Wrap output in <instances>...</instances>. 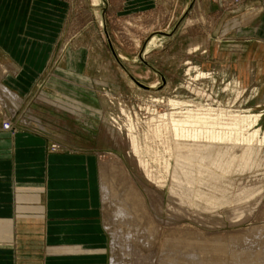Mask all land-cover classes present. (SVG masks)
<instances>
[{
    "label": "rangeland",
    "instance_id": "obj_1",
    "mask_svg": "<svg viewBox=\"0 0 264 264\" xmlns=\"http://www.w3.org/2000/svg\"><path fill=\"white\" fill-rule=\"evenodd\" d=\"M162 1L146 7L68 0L66 25L43 74L19 102L0 93L1 132L47 130L51 151L63 146L90 158L96 173L116 160L140 191L149 218L142 234L151 243L113 231L105 264L113 263L117 242L126 261L120 264H171L178 251L176 257L190 253L203 261L196 245L172 253L168 234L191 229L210 238L264 223V0H213L212 14L201 8L198 19L189 13L197 0L191 10L189 0H164L169 17L147 30ZM103 11L117 60L100 25ZM234 21L246 24L223 35ZM247 149L251 166L243 169L239 157ZM216 158L232 162L227 172L214 168Z\"/></svg>",
    "mask_w": 264,
    "mask_h": 264
},
{
    "label": "crops",
    "instance_id": "obj_2",
    "mask_svg": "<svg viewBox=\"0 0 264 264\" xmlns=\"http://www.w3.org/2000/svg\"><path fill=\"white\" fill-rule=\"evenodd\" d=\"M199 1L212 14L213 0ZM67 19L68 0H0V84L15 101L43 74ZM49 135L0 131V264H105L98 173L90 158L51 151Z\"/></svg>",
    "mask_w": 264,
    "mask_h": 264
},
{
    "label": "bare ground",
    "instance_id": "obj_3",
    "mask_svg": "<svg viewBox=\"0 0 264 264\" xmlns=\"http://www.w3.org/2000/svg\"><path fill=\"white\" fill-rule=\"evenodd\" d=\"M160 1H162V0H160ZM169 1L170 0H167V3ZM93 2H94V0H93ZM98 2H101V3L105 4L106 6L108 5L107 0H96V2H94V4H97ZM163 2H164V0L162 1V4H161L162 7L161 8H163L164 10L162 9L163 11H155L154 12L155 14L153 15L154 18L148 19L149 21H147L145 23V24H147L146 25L147 30H150V28H152L154 23H156V24L158 23L157 25L159 28L160 21L161 20L166 21V19L169 17L170 12L168 10H166V7H168V4H164ZM193 4H192V6H193ZM188 7H189V5H188ZM191 9H192V7H191ZM200 9H201V3L199 0H197L193 9L191 10V12L189 11V13H191V15L195 14L194 17H196V19H198L200 17V15H199ZM253 10H255V9H253ZM253 12H255V11H253ZM255 13H257V12H255ZM246 15H248V14H246ZM242 18H243V16L241 17V19ZM245 19L250 20L251 16H248ZM242 20H244V19H242ZM185 21H186V24L188 26L190 19L187 17V19ZM240 22L234 21L232 23V25L227 27L222 32L223 35H225L226 33H228L229 31H231L235 28H238L241 25L246 24V23H240ZM103 24H104L103 19L100 18V25L102 27H103ZM158 28L156 27V30ZM142 29L143 28H141V30ZM146 29H145V32L147 34L148 31H146ZM156 30L154 28L153 31H156ZM149 32H151V31H149ZM155 33L157 34L159 32H155ZM166 34H170V32H168ZM221 36H222V34H221ZM153 38H157L160 41L167 39L166 36L154 35L149 40L146 47L150 44V42ZM125 41L127 42V40H125ZM146 47H145V49H146ZM143 53H145V50ZM2 71L5 72L4 69ZM149 89L153 90L154 87H149ZM0 93L3 95H6L9 98V100L17 99V97L11 91L6 89L1 84H0ZM78 112H79V110H78ZM254 119L256 120V118H254ZM105 120L108 122H112L113 124H115V122H116L115 120H111L110 117L106 118ZM236 121L239 122L238 120H236ZM257 121H259V120H257ZM253 122L254 121H252V123H251L252 125H253ZM194 123H197V122L194 121ZM178 125H179V123L177 125H176V123L171 125V127L173 128V131H174L173 133H174L175 137H177L179 134V128H178L179 126ZM235 125L239 126L240 124L238 125L236 123ZM249 126H251V125H249ZM118 128H119V126H118ZM234 128L235 127H233V129ZM255 128H257V127H255ZM238 130H239V128L237 129V134H238ZM253 131H254V129H253ZM253 131L251 132V134L253 133ZM255 131H256V129H255ZM257 131H256V133H258ZM214 137L217 139L220 138L219 136H214ZM250 137L252 139L251 135L249 136V138ZM253 137H254V135H253ZM247 138L248 137H246V139ZM251 139H249V140H251ZM247 142H249V141H247ZM190 152L191 151L189 150V158L194 159V156H191ZM252 154H253L252 150L247 149L239 157L240 158L239 162H240V165L243 169L251 166V165L248 166L250 164V163L248 164V162L250 161V156ZM200 159L204 160L203 157H200ZM222 161L223 160L217 159L213 163L214 168L215 167L217 169L220 168L222 171L227 172V170L229 169L227 162H230V161L226 162L227 165H223ZM231 163L232 162H230V164ZM98 167L99 168H98V172H97L98 173L97 179H98L99 196H100V214H101V218H102V220H101L102 228L104 229V231L108 235H110V233L114 234V232H116L114 234V235H116L117 232L120 230L119 232L123 233V238H125V239L130 237L132 240L138 239L139 242H141V243L144 241H145V243H151V241L148 237V234L147 233L142 234L143 226L148 223L149 218H148V214H147L146 210L144 209V204H143V200L141 197V193L136 188V186L132 183V180L129 178V176L125 172L124 168L121 167V165L116 160H111V161L107 162L106 165L103 164V165H100ZM106 171L108 173H106ZM119 232L117 234L118 236H119ZM136 232H138L139 234H136ZM113 234L111 236H113ZM113 237H115V236H113ZM117 237H115V240L117 239ZM167 239L170 242L172 253L174 252V250L176 248L178 249V247L182 246L183 244H185V246L196 245L195 247H197L199 255H201L200 257L203 260V261H201L200 258H198V256L196 254H190V253L186 254V255L184 254L183 258L181 256L182 254H180L181 257L180 256L176 257V254L179 253V251H178V252L173 253L172 256H170L169 261L171 264H197L199 261L203 262L202 264H264V223L263 224L260 223V224L253 225V226L251 225L247 229H244L241 233H231V234L228 233L225 236L217 235V236L210 237V238H205V237L201 236L200 234L195 233L191 229H186L182 232L172 231L168 234ZM181 239H183V240H181ZM111 241H112V239H111ZM114 241H112V243ZM152 241H153V239H152ZM124 242H125V240H124ZM118 243L119 242H117L113 246L114 248H112V252H111L112 253V256H111L112 259H111V261L113 263H111V264H120V263L126 262L124 260H123L124 262L123 261L121 262V259L123 257L120 258L121 256H119L121 254L117 250ZM117 252L119 253V255Z\"/></svg>",
    "mask_w": 264,
    "mask_h": 264
},
{
    "label": "water",
    "instance_id": "obj_4",
    "mask_svg": "<svg viewBox=\"0 0 264 264\" xmlns=\"http://www.w3.org/2000/svg\"><path fill=\"white\" fill-rule=\"evenodd\" d=\"M191 7H192V5H190L188 9H191ZM187 14H188V11L183 15L182 19H183ZM102 18H103V23H104V24H103V30H104V33H105L106 38H107V40H108V43H109V45H110V49H111L112 55H113L114 58L117 60V56H116V54H115V52H114V50H113V48H112V45H111V42H110V39H109V36H108L107 30H106V27H105V22H104V11H103V14H102ZM182 19H181V20H182ZM171 35H172V34H163V36H171ZM139 57H140V59L142 60V62H143L145 65L148 66V64L142 59L141 55H140ZM130 78H131V80H132V81H133L138 87H140V88H142V89H145V90H149L148 87H146V86L140 84V83L137 82L133 77L130 76ZM163 82H164V81H163Z\"/></svg>",
    "mask_w": 264,
    "mask_h": 264
}]
</instances>
